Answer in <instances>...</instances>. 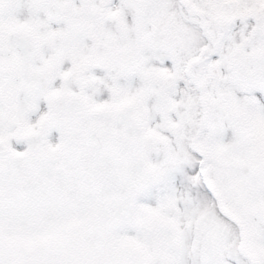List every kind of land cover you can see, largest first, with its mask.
<instances>
[{
	"label": "snow or ice",
	"instance_id": "6c2138e0",
	"mask_svg": "<svg viewBox=\"0 0 264 264\" xmlns=\"http://www.w3.org/2000/svg\"><path fill=\"white\" fill-rule=\"evenodd\" d=\"M0 264H264V0H0Z\"/></svg>",
	"mask_w": 264,
	"mask_h": 264
}]
</instances>
